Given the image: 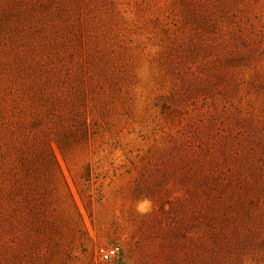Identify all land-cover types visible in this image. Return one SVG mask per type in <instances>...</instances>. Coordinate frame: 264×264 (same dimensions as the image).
Here are the masks:
<instances>
[{"label":"rangeland","instance_id":"obj_1","mask_svg":"<svg viewBox=\"0 0 264 264\" xmlns=\"http://www.w3.org/2000/svg\"><path fill=\"white\" fill-rule=\"evenodd\" d=\"M0 264H264V0H0Z\"/></svg>","mask_w":264,"mask_h":264},{"label":"built area","instance_id":"obj_2","mask_svg":"<svg viewBox=\"0 0 264 264\" xmlns=\"http://www.w3.org/2000/svg\"><path fill=\"white\" fill-rule=\"evenodd\" d=\"M119 252H120L119 247L113 248L111 250H103L102 249L100 251V256H101L102 260L108 261L114 257H117L119 255Z\"/></svg>","mask_w":264,"mask_h":264}]
</instances>
